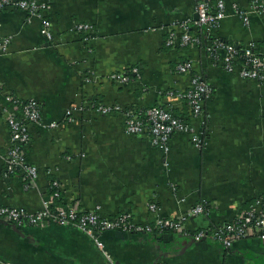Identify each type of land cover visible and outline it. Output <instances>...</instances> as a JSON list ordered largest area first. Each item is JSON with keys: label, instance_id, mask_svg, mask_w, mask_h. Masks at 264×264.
<instances>
[{"label": "crops", "instance_id": "crops-1", "mask_svg": "<svg viewBox=\"0 0 264 264\" xmlns=\"http://www.w3.org/2000/svg\"><path fill=\"white\" fill-rule=\"evenodd\" d=\"M41 1L47 3L52 42L41 36L39 19L13 7L0 12V36L11 38L8 51L0 52L1 206L35 213L49 197L52 181L60 193L57 207L99 209L106 219L128 214L142 225L177 219L205 201L208 214L185 224L194 233L231 222L245 204L264 196V84L224 71L206 51L218 37L264 54V16L250 14L246 26L232 7L248 10L250 0H222L225 17L211 37L201 33L200 43L175 48L164 45L167 30L194 17L196 0ZM77 23H88L91 32L75 34ZM183 61L192 69L179 75L175 66ZM194 75L211 87L203 120L192 117L177 96L188 90ZM6 95L34 99L41 108V123L29 124L30 141L23 147L26 161L38 170L33 188L24 186L20 172L5 170L11 147L6 118H21ZM77 105L82 111L68 122L66 109ZM95 105L162 107L199 130L204 145L195 148L190 135L176 133L164 152L148 137L126 133L120 113L92 112ZM166 235L172 241L108 231L101 241L117 264H264V239L251 237L224 249L211 240ZM3 263L107 264L93 241L75 228L49 222L16 226L0 219Z\"/></svg>", "mask_w": 264, "mask_h": 264}, {"label": "built area", "instance_id": "built-area-1", "mask_svg": "<svg viewBox=\"0 0 264 264\" xmlns=\"http://www.w3.org/2000/svg\"><path fill=\"white\" fill-rule=\"evenodd\" d=\"M7 7L24 11L28 18L39 19L41 36L48 42L53 41L52 25L45 17L46 2L41 0H0V12ZM232 7L246 26L249 24L250 14L264 16V0H250L248 10H242L235 4ZM194 17L173 25L171 29L167 30L164 40V45L167 48L198 44L201 40V33L206 37H211L225 17V4L222 0H215L214 4L208 0H196ZM193 29H196L200 34L193 33ZM72 30L75 34H85L91 32V26L88 23H77ZM211 39L206 51L215 64L220 65L228 73L237 72L241 79L264 84V54L256 52L253 45L237 47L218 37ZM10 42L11 38L0 36L1 53L5 54L8 51ZM191 69L190 61H183L175 66V72L179 75L189 74ZM130 72L136 73L137 71L132 69ZM120 79L122 83L128 81L126 75H121ZM170 94L172 95V93ZM177 96L186 101L192 117L203 120V103L211 96V87L204 80L196 75L191 76L188 90ZM5 101L14 104L21 115V118H17L13 114H8L6 118L10 129L11 143L10 149L4 156L6 171L10 174L20 172L24 186L33 188L36 186L38 170L26 161L23 147L30 141L29 124L41 123V108L34 99L22 101L11 95H6ZM82 109L81 105L66 109L65 119L68 122L72 121ZM91 109L98 115L120 113L126 133L144 135L150 139L153 146L164 152L168 151L169 140L176 133L190 135L191 143L195 148L200 149L204 145L199 130L197 131L162 107L153 106L141 110L122 108L120 105H95ZM56 126V123L49 125V127ZM50 189H53L52 193L42 201L41 209L35 213L0 205V219L16 226L36 227L49 222L61 227L75 228L93 241L107 264H117L105 250L101 241L102 234L108 231H117L122 234L153 235L178 233L190 237L195 242L204 239L211 240L224 249H229L234 243L247 238L264 239V196L255 197L248 209L240 211L231 222L191 233L185 229V224L193 217L208 214V204L205 201H200L190 207L177 219L160 218L152 224L142 225L135 223L128 214H120L113 219H106L100 215L99 209L81 211L73 207H57L54 202L60 197L58 183L52 181ZM149 209L155 212L156 206L150 205Z\"/></svg>", "mask_w": 264, "mask_h": 264}, {"label": "water", "instance_id": "water-1", "mask_svg": "<svg viewBox=\"0 0 264 264\" xmlns=\"http://www.w3.org/2000/svg\"><path fill=\"white\" fill-rule=\"evenodd\" d=\"M196 19V16L194 17ZM6 170V168H5ZM119 234L121 235V233L119 232ZM157 239H162L163 241H172V237L171 236H168L166 234H159L156 236ZM192 242H195L193 239H191ZM204 240H201L200 242H195V243H201V242H204Z\"/></svg>", "mask_w": 264, "mask_h": 264}, {"label": "trees", "instance_id": "trees-1", "mask_svg": "<svg viewBox=\"0 0 264 264\" xmlns=\"http://www.w3.org/2000/svg\"><path fill=\"white\" fill-rule=\"evenodd\" d=\"M53 191V189H49V194H51ZM56 201V200H55ZM253 201V200H252ZM252 201H250L249 203L245 204V206H247L244 210L248 209L249 205L252 203ZM166 234H170V233H166ZM155 235V234H154ZM157 236V235H155Z\"/></svg>", "mask_w": 264, "mask_h": 264}]
</instances>
